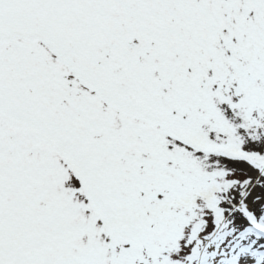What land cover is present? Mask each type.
<instances>
[{
    "label": "snow or ice",
    "instance_id": "snow-or-ice-1",
    "mask_svg": "<svg viewBox=\"0 0 264 264\" xmlns=\"http://www.w3.org/2000/svg\"><path fill=\"white\" fill-rule=\"evenodd\" d=\"M0 264H264V0H0Z\"/></svg>",
    "mask_w": 264,
    "mask_h": 264
},
{
    "label": "rangeland",
    "instance_id": "rangeland-1",
    "mask_svg": "<svg viewBox=\"0 0 264 264\" xmlns=\"http://www.w3.org/2000/svg\"><path fill=\"white\" fill-rule=\"evenodd\" d=\"M259 191V190H258Z\"/></svg>",
    "mask_w": 264,
    "mask_h": 264
}]
</instances>
